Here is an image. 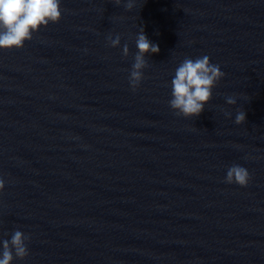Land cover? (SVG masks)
<instances>
[{
	"label": "clouds",
	"instance_id": "9594fccd",
	"mask_svg": "<svg viewBox=\"0 0 264 264\" xmlns=\"http://www.w3.org/2000/svg\"><path fill=\"white\" fill-rule=\"evenodd\" d=\"M122 0H113L117 6ZM126 11L135 7V0H126ZM62 18L61 0H0V49L13 50L24 47L26 41L33 39V34L38 33L42 27L49 23H58ZM120 36L108 37L111 47H119ZM136 47L134 63L129 72L128 82L132 91H136L144 79V69L148 65V54L159 53V46L151 42L141 28L136 34ZM122 54L129 55L127 44L123 45ZM218 64H213L207 55L195 59L185 57L178 67L170 82L171 99L168 101L170 108L177 116L184 118L198 117L205 106L213 98V89L224 77ZM228 105H235V96L226 97ZM226 116L231 113L225 112ZM246 121V112L237 111L235 123L243 124ZM251 180L249 171L238 164L227 168L225 183L238 184L247 187ZM5 188L4 179L0 178V192ZM30 234L15 230L10 239L0 241V264H13L16 259L24 260L30 254L28 243Z\"/></svg>",
	"mask_w": 264,
	"mask_h": 264
}]
</instances>
